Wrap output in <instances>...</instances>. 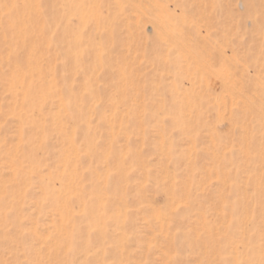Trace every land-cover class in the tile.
Wrapping results in <instances>:
<instances>
[{
    "label": "rangeland",
    "instance_id": "obj_1",
    "mask_svg": "<svg viewBox=\"0 0 264 264\" xmlns=\"http://www.w3.org/2000/svg\"><path fill=\"white\" fill-rule=\"evenodd\" d=\"M0 264H264V0H0Z\"/></svg>",
    "mask_w": 264,
    "mask_h": 264
},
{
    "label": "bare ground",
    "instance_id": "obj_2",
    "mask_svg": "<svg viewBox=\"0 0 264 264\" xmlns=\"http://www.w3.org/2000/svg\"><path fill=\"white\" fill-rule=\"evenodd\" d=\"M26 76V75H25ZM24 78V77H23ZM31 84V83H30ZM32 85V84H31ZM31 87L29 86V88L28 89H30Z\"/></svg>",
    "mask_w": 264,
    "mask_h": 264
}]
</instances>
